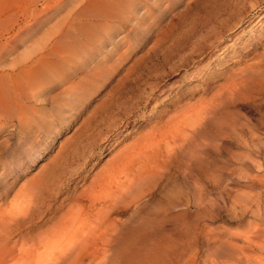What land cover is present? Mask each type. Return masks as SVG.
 <instances>
[{
    "label": "bare ground",
    "instance_id": "bare-ground-1",
    "mask_svg": "<svg viewBox=\"0 0 264 264\" xmlns=\"http://www.w3.org/2000/svg\"><path fill=\"white\" fill-rule=\"evenodd\" d=\"M35 1L37 0H31L29 3L33 2L34 5ZM66 1H53L51 8ZM146 1L149 0H124V7L113 12L115 8L110 11L102 5L101 9L94 0H73L65 17H62L63 21L59 22L61 30L52 29L54 32L50 33L49 29L46 34H41L43 37L39 36L22 51H16L17 47L9 46L8 43L26 45L27 41L33 39L31 34L0 33V41L3 40V43H0V148L7 145L8 137L14 135L17 139L16 145L32 161L51 146L54 137L72 123L73 117L76 118L81 112H85V98L92 94L87 92L82 98H78V95V99L75 97L82 78H75V75L79 71L89 69L92 45L97 44L100 47L95 50L99 52V56L107 47L112 32L125 28L120 21L124 20L126 25H131L129 32L135 34L137 30L131 23L148 9V6L144 8ZM259 1L264 0H226L225 4L214 7L212 17L207 23L203 22L193 35L189 33V38L186 36V47L168 51L165 55L168 61L164 72L187 64L193 55L201 53L207 46L219 48L220 37L226 35L223 33L231 29L230 27L239 25V22L246 21V16L254 10ZM45 2L47 4L42 3L41 9L37 11L38 15L40 12L44 13L50 1ZM179 2L180 0H165L162 12L170 13L172 9L169 7ZM140 10H143V13L139 14ZM37 12L32 11L29 18L36 20ZM157 19H153L151 25L147 24L142 32H148L152 27L155 29ZM258 20L251 21V26L253 22L257 24ZM259 25L258 23L257 27ZM77 26L81 28L78 36L72 33ZM97 26L100 27L99 33L95 30ZM257 30L259 33H254L244 40L241 47L243 60L237 67H232L226 75L224 74L222 83L217 82L213 88L206 84L196 99H183L171 109L170 114L157 118L145 133H138L133 137L105 168L82 186L84 176L80 173L81 166L91 154H100L99 144L107 133L104 135L99 127H103L104 121L110 119V113L115 114L114 116L124 115L141 102V99L144 98L145 102V99H152L154 95L156 98L159 94L156 91L162 92L163 89L156 87L157 89L153 90V86H148L145 91L146 89L138 84L130 90L126 89L127 93H131L129 96L121 94L123 96H116L114 102L112 97V102L107 106L108 110L86 111L85 118L78 128L81 130L76 131L80 132L78 138L76 139V135L74 140L75 132L73 139L72 136L64 139L63 143L58 144L52 159L47 162V171L51 170L44 174L38 170L36 177L32 176L23 188H19L23 192L16 191L15 196L18 199L15 200L18 202L15 203L19 207L15 204L16 209L14 207L12 210L10 205H7L8 209H0V264H80L84 257L88 264H99L100 258L102 261L109 260V264H114L120 259L126 264H163L178 256L182 257L180 264H264V228L262 226L261 232L259 228L252 229L259 226L258 222L253 223L254 227L250 225L241 234L225 231L227 236L218 235L203 226L199 228L197 240L194 241L192 234L195 225L191 221V215L193 212H208L213 203L203 192H198L196 196L190 193L191 187L189 188L187 183L178 184L180 187L176 182L172 183V190H167L169 195L165 194L166 199L162 203L157 201L152 208H148L152 199L157 197L158 191L161 192L159 189L162 183L168 179L171 162L176 153L180 155L178 152L186 150L190 152L191 157L193 154L198 156V159L205 154L207 138L209 139L205 136L209 131L204 136L203 130L209 121L216 122L217 119V122L219 120L231 128L232 141L237 148L245 151L238 160L241 158L251 166H255V163L259 162L258 159L264 160V126L259 130L256 128L257 124L255 127L248 123L249 125L238 128V121H229L228 117H225V111L223 115L216 114V110L221 107L225 109L229 103L237 100L247 98L254 101L256 97H264V31L261 26ZM101 32L104 37L99 39ZM180 36L182 38V35ZM228 51L235 52L234 48ZM224 61L219 62L217 70ZM129 69L132 71L131 68L125 69L126 75ZM203 69L204 67H197L188 74L197 76ZM116 70L117 68L113 71ZM207 71L210 73L209 69ZM222 72L218 71L211 77H217ZM59 88L62 90L59 93L67 98L65 103L54 110H47L48 104L54 103L55 97L60 95L56 93ZM104 104L102 101L100 107ZM96 114L98 119L95 120ZM221 116L225 119H220ZM110 123L112 124V121ZM108 129L111 128L108 126L104 132ZM70 138L71 141L67 142ZM99 139L101 140L97 143ZM107 139L106 136L105 140ZM65 142L69 144L62 149ZM43 166L45 168L46 164ZM9 169L15 177L18 168ZM232 169L230 172L236 176L245 171L237 166ZM5 172L1 170L0 175ZM70 184L75 186L69 190ZM218 190L219 195H222L223 189ZM176 209H179L181 214L173 212ZM34 229L37 230L35 233ZM28 230L33 232L28 233ZM192 241L195 242L194 246L189 244L190 247L186 250L184 245ZM219 243L220 246L223 244V248L218 252L213 244L219 246ZM210 245L215 251L211 250ZM257 253L263 254L259 257ZM97 257H100L99 260Z\"/></svg>",
    "mask_w": 264,
    "mask_h": 264
},
{
    "label": "rangeland",
    "instance_id": "rangeland-1",
    "mask_svg": "<svg viewBox=\"0 0 264 264\" xmlns=\"http://www.w3.org/2000/svg\"><path fill=\"white\" fill-rule=\"evenodd\" d=\"M41 1L42 0H37L35 1L34 5H32L33 2L29 3L31 2V0H0V33L7 34L23 32L26 34H31V38L33 37V39H30L26 42V45H20L18 43L16 44L13 42H11V44L8 43L9 46H16L18 49L16 51H22L24 47L31 45V42L33 43L36 38L38 39L41 34H46L49 29H51V31H49L50 33L54 32L52 29H57V31L61 30V23L59 22L63 21V18L65 17L64 15L70 9L69 5L71 4V7L73 2V0H67L65 3H62V5L60 3L61 6L58 5L59 7L56 6L54 8H51L53 6V1L57 3L62 0H49L50 2H48V7L46 9L47 11L43 10L44 13L40 12V14L38 15L37 11L41 9L42 3L44 5L47 4V2H45L46 0H43L42 2ZM94 1H96V5L99 6V8L101 9H103L104 7V9L109 8V10L111 9L113 11V9L115 8L113 12H116L119 9L121 10L122 7H124V5H122L124 0ZM149 1H146L144 3V8L145 6H148V9L150 8V11L147 8L144 10V13L143 10H140L139 14H141L142 12V16L138 15L136 19H134L133 23H131L137 30L135 34H133L132 31L129 32L131 25H126L127 22L125 23V21L122 20L124 22H120L122 23V27L125 26V28L123 30L119 29V31L117 30L112 32L109 43H104L107 47H105V50L103 49V52L99 56L97 55L99 54V52L95 50L100 49V47L97 44L92 45V61L89 63V69L87 68L83 71H79L77 72V75H75V78L82 77L80 79L81 86L78 89L80 91H76L75 97L76 95H78V98H82L87 94V92L89 94H92L90 97H86L87 99L85 98L86 110L85 112H81L76 118L73 117L71 119L73 120L72 123L65 130H62L59 134H57L55 136L56 138L54 137V139L51 141V146L48 147L43 152V154H41V156L32 160V162L29 157L23 154L22 149L18 145H16L17 139L14 135L11 136V138L8 137L9 142L7 140V145L1 146L2 149L0 148V150L2 151L0 152V157H2L0 159L2 160H0V173L1 170L2 172L6 171L5 173L0 175L1 210L2 208L8 209L7 205H10V208L12 207L13 210L15 204L17 205V203L15 202H18L17 200H15L16 191H22L19 188H23L22 186L27 181H29L30 178L32 179V176L36 177L38 175H36V173H38V170H40L39 172H42V174L48 173L51 170L50 169L49 171H47L49 169V166H47V162L54 156L58 148V144L63 143L67 138L71 136L73 139L74 133L77 130H81L78 128L79 125L82 123L83 119L85 118L86 111L88 112L93 109H96L97 111L102 112V110H108L107 106L110 102H112V97L114 102V100L117 98L116 96L119 97L121 94H126L129 96L131 93H127L126 91L130 90L131 87L138 84L140 85V87H144L146 89L145 91L148 90V86H153V90L159 87L163 89L162 92L161 90L160 92L156 91L159 94L156 96V98L155 95L153 96V98L155 99H145V102L144 98L143 100L141 99V102L139 101V103L135 107L126 111L128 113L125 112L124 115L120 114L117 115V117L114 116L115 114L111 115L110 113V119H106L104 121L105 123H103L106 128H108L109 126V128L111 129L108 130L111 131L106 130V132H104L106 129L104 128V125L103 127H99V129L102 130L101 132L104 133V135L107 133L101 142V139H99L97 142H100V154H91L89 159L87 158L85 160V163H83V165L81 166L82 170L80 169V173L82 176H84V182L82 186L87 184L91 180V177L95 176L100 170L105 168L107 163H109V161L112 160L113 157H115L120 151H122L123 147L128 145L133 137L138 135V133H145L148 130L150 124L157 120V118L170 114L171 109L175 107L179 102L181 103L183 99H196L195 97H198L200 95L201 89L205 87L206 84H208L210 88H213V86H215L219 82L222 83V80H224V77L227 72L230 71L232 67L233 69L237 67L239 65V62L243 60L241 59V47L244 44V40L249 39L250 36H252L254 33H259L257 29L260 26L262 28V31H264V1H259L254 10H252L250 14L246 16V21L239 22V25H234L230 27L231 29L228 28L229 30L223 33H226V35L220 37L219 48H212L211 46H207L202 50L203 52L201 51V53L193 55L191 58L192 60L186 62L187 64L177 66V69L175 68L176 70L165 71L167 72V74H165L164 70H166V62L168 61L165 55L168 53V51H170L171 49L180 50L181 48L186 47V45H188L187 37L191 34L193 35V33L198 30V28L203 22L205 23L206 21L207 23V20L212 17L213 8L225 4L226 0H180L179 3L169 7V9H172L170 13H168V11H166V13L162 12L165 0ZM93 10H95V8H93L92 11ZM32 11H35V13L37 12V14L35 15L36 20H32L31 18H29L30 13ZM155 18H158V24H156L155 29L152 27L148 32H142L146 25H151L153 19ZM257 19H259L257 21V24L259 23L260 25L257 27L256 22H253L251 26V21H256ZM94 25L96 26V24ZM58 28L60 29L58 30ZM249 28L251 29V31H249ZM76 29L77 31H75ZM93 29H95V27H93ZM95 30L99 33L100 27L97 26ZM78 31L79 33H81V28L77 26L74 31L72 30V33H75L78 36ZM85 32L86 31H84V33ZM180 35H182V38ZM101 37H104L102 32L98 38L100 39ZM2 41H0V43ZM230 48H234L235 52H229L228 50H230ZM223 60L225 61L222 63V65L220 64L221 66L219 70H217L219 67V62H222ZM197 67H204V69L197 76H192L191 74H188L189 72L194 71ZM206 67L210 70V73H213H208ZM83 68L84 67H82V69ZM116 68L117 70L113 71ZM128 68H131L132 71H130L129 69V73L127 72V76L125 69ZM108 70L111 72H108ZM218 71L223 72L217 77H211V75L218 73ZM117 80H119L120 83ZM93 91L95 92L93 93ZM59 92H62L60 88L57 89L56 93L60 94ZM66 99V96H64L63 94H60L59 96L57 95L55 97L56 101L54 103L48 104L47 110H54L57 106H62V104L65 103ZM102 101L105 104L100 107ZM226 105H224V107ZM228 106L229 108H227ZM227 107V109H222L221 107V109L219 108L218 110H216L217 113H215L220 116L222 113L224 114L225 111V113L227 114L225 115V117H228L227 119L229 121H238V128L249 124L255 127L258 125L256 128L259 130L263 128L264 97H256L254 101L251 99L249 100L247 98L241 101L237 100L236 102H233L231 104L229 103ZM220 110H222V112H219ZM113 112L114 111H112V113ZM221 117L222 118L220 119H225L223 118L224 116ZM94 118L95 120L98 119L97 114L94 115ZM112 119H117V121L115 122ZM122 119H124V121H122ZM108 121L109 123L112 121V124L110 123V125ZM214 121L215 120L209 121L211 123L207 122V127L205 125L207 129L204 127V130L206 131L203 130L204 136L208 133L210 135L208 134L207 136H205L206 138L209 137V139L207 138V142L209 144L206 142L207 148L205 147V154L199 156L200 158L202 157V159L196 158L198 156H194L193 154L191 157L190 152L188 153V151L186 152V150H182L183 152L181 151L182 153H184L185 151V153L183 154L184 156L181 155L182 153L178 152V154L180 155H177L176 153V156L174 155L175 158L173 157L175 161L172 160L171 162V170L169 176L167 177L168 179H166L162 183V186L159 189L161 192L158 191L156 195L157 197H154L150 202L151 204H148V208H152L157 201L159 203H162L163 200H165L166 197L169 195L170 192L168 191L171 189L170 187L175 184V182L177 183V185H184V183L186 185L187 183L189 188L191 187L190 193H193L195 196L198 195V192L199 194L203 192L206 198H208V200L213 203V207H210L208 212L206 211V213L203 214L201 212L192 213L191 221H193V224L195 225L193 227L192 238L195 242L200 231L199 228L203 226H206L209 230L214 231L216 234L223 236L228 234L225 233V231L232 232V234H241L242 232H245L244 230H246V228H248L250 225H252L251 227H254L256 222H258L257 224L261 227L256 226L257 228L252 229L259 228L261 232L262 226L264 228V160L258 159L259 162H256L255 166H251L250 164L243 162L241 158L238 160V157H240V155L245 154V151L240 149V147L237 148L238 146H236L232 141L233 135L231 128L228 125H224L223 122H220L219 120L217 122V119V123ZM91 123L93 124V119L91 120L90 124ZM213 123H215L216 125H213ZM218 123L220 124L218 125ZM112 125H114V127H111ZM79 133H75L74 140L76 135V139L78 138ZM106 136L108 137L107 140H105ZM68 141H71V138L68 139L67 142ZM68 144L69 143L65 142L63 144L62 149L67 147ZM95 151H97V149ZM187 153L190 154V156H188ZM204 156H206L207 158ZM189 157L191 160L189 159ZM197 159L199 162L196 161ZM2 162L5 163L3 164ZM44 164H46L45 168H43ZM195 165H197L198 169ZM236 166L239 168H243L242 170L245 171H243L237 176L235 174H232L230 170L232 169V167ZM9 168H18V172L15 177H13L14 175L10 173L12 171H8ZM44 169H46L47 172H44ZM172 170H174L173 173ZM187 171H189L190 173L188 172L187 174ZM186 178H188L189 180ZM80 182H82V180ZM73 186H75V184H70L69 190ZM218 188L223 189L222 195H219L220 191L218 190ZM12 203L14 206L12 205ZM17 207L19 206L17 205ZM245 208L248 210V212L247 210H245ZM14 209H16V207ZM173 212L179 213L180 210L176 209L173 210ZM257 213L260 214L259 216L262 217H259ZM33 231L28 230V233H35L37 230L34 229ZM218 231H220L221 233H219ZM195 242L192 241V244L190 242L188 244H185V249L187 250V247H190V245L194 246ZM218 245L219 246L213 244L214 248L215 246L217 248L216 251L222 250L223 244H221L220 246L219 243ZM210 246L213 248L212 245ZM212 248L211 250L215 251L216 248ZM260 254L257 253L256 255H259L260 257L263 253L261 255ZM99 258L100 257H97L98 260ZM181 258L182 257L178 256L176 257V259H171V262L165 261L163 264H180ZM263 258L264 257L262 256V260ZM107 261L109 262V260L102 261L100 258L99 264H109ZM117 261L118 263H116ZM117 261L115 262L116 264H126L122 261V259ZM133 263L131 262L130 264ZM80 264H88V260L84 257L80 260ZM111 264H113V262H111Z\"/></svg>",
    "mask_w": 264,
    "mask_h": 264
}]
</instances>
